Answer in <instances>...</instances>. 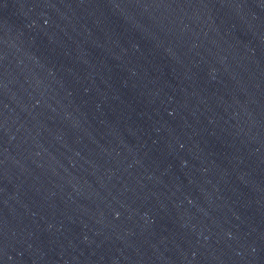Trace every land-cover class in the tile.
<instances>
[{
	"label": "water",
	"instance_id": "water-1",
	"mask_svg": "<svg viewBox=\"0 0 264 264\" xmlns=\"http://www.w3.org/2000/svg\"><path fill=\"white\" fill-rule=\"evenodd\" d=\"M0 264H264V0H0Z\"/></svg>",
	"mask_w": 264,
	"mask_h": 264
}]
</instances>
